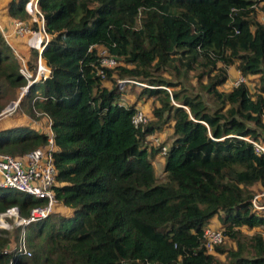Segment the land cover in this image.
<instances>
[{
	"label": "trees",
	"instance_id": "trees-1",
	"mask_svg": "<svg viewBox=\"0 0 264 264\" xmlns=\"http://www.w3.org/2000/svg\"><path fill=\"white\" fill-rule=\"evenodd\" d=\"M24 1L0 3V17L28 18ZM38 3L50 34L41 54L51 71L29 86L18 109L51 121L57 203L24 228L30 256L18 252L21 226L0 229V264H264V235L241 231L264 229L251 189L264 187V155L241 138L264 142V0ZM15 44L34 70L37 50L21 40ZM99 46L117 59L103 78L97 75ZM194 63L214 108L202 93L164 74L171 68L186 78ZM22 64L0 30V101L8 88L28 85ZM230 65L245 77L259 75V92L245 83L219 89ZM123 78L146 83L141 95L158 103L153 117L169 122L173 139L163 155L162 182L151 159L166 145L148 151L145 138L153 125L135 128L136 105L118 103L117 80ZM3 107L0 102V112ZM48 137L27 124H0V152L20 158ZM44 204L0 188V214L17 206L27 217ZM215 217L223 239L208 252L204 230ZM225 239L234 245L227 248Z\"/></svg>",
	"mask_w": 264,
	"mask_h": 264
},
{
	"label": "built area",
	"instance_id": "built-area-1",
	"mask_svg": "<svg viewBox=\"0 0 264 264\" xmlns=\"http://www.w3.org/2000/svg\"><path fill=\"white\" fill-rule=\"evenodd\" d=\"M23 7L28 14V18L4 14L2 18L0 17V30L6 42L13 48L16 55L21 58L23 64L20 67V71L28 81V85H30L39 80L46 79L50 74V67L41 54L50 39V34L45 30V19L38 0H25ZM260 21L264 25V8L260 15ZM21 38L25 39L24 43L28 47L37 50L34 57V70L27 67L21 52H19L15 44V40H20ZM91 48L92 46L89 47V49ZM97 54L100 62V66L97 68V75L103 78L105 76V68L114 67L117 64V59L109 54L105 46H99ZM117 82L120 89L127 84L138 83L128 78L118 79ZM241 83H245V76L242 74L238 76L234 82V86H238ZM139 84L144 85L143 83ZM24 89L26 87L22 88V94ZM14 103L16 104L17 101ZM16 106L12 108L9 106L8 110H13ZM262 117L264 120V111ZM148 120L149 118L141 109H137L131 119L135 128L144 127L148 123ZM241 138L251 143L256 155H264L263 141L255 140L250 136ZM54 149L53 133L51 131L46 145L26 153L23 157L17 158L0 152V188L16 190L45 200L44 205L33 207L27 217L20 215L17 206H12L0 214V229H10L14 225L22 227L18 240V252L22 255L30 256L31 254L25 245L24 228L33 222L46 218L53 211L57 203L53 189L56 175L52 155ZM166 152L167 146H163L161 154L165 155ZM8 220H12L14 224H9ZM204 237L206 238L205 247L208 252H212L214 246L222 242L221 232L213 229H205Z\"/></svg>",
	"mask_w": 264,
	"mask_h": 264
},
{
	"label": "rangeland",
	"instance_id": "rangeland-1",
	"mask_svg": "<svg viewBox=\"0 0 264 264\" xmlns=\"http://www.w3.org/2000/svg\"><path fill=\"white\" fill-rule=\"evenodd\" d=\"M5 1L6 0H1L0 3H4ZM20 40L22 42H24L25 39L21 38ZM21 50L23 51V53L26 52V50L24 48ZM28 55L30 56V53ZM33 61H34V57H33ZM120 62H122V61H120ZM194 65H195V67L190 69L187 72L186 78L177 77L175 75V71L171 70V68L168 69L169 71L167 70V72H164V74L166 77H168V78L170 77L174 81H177V79H180V83L182 84L183 87H185V89H187V91H193L194 93H200V94L202 93L201 95L204 98V100L206 101V103L211 108H214V103L212 102L211 96L209 94H207L206 92H203L200 89L201 88L200 85H202V83H206V78L201 79V81H198V79H197V75H198V72L200 71L201 66L198 63H194ZM219 66H222V65L219 64ZM263 67H264V64H263ZM182 69L184 70L185 67H182ZM224 69L226 70L227 81L221 87H219V89H222L224 91H228L229 89L234 87V82L236 81L238 76L241 74H240V70L238 68H236L235 65H230L228 67L224 66ZM153 72H158V71L154 70ZM160 72H162V71H160ZM214 72H216V71H213V74H214ZM169 74H171V76H169ZM259 77H260L259 75L245 77V84L248 85L250 92L253 94H256L259 92V88H260V78ZM137 82L138 83H136V84H127L125 87H121L122 90L119 91L120 96H119L118 103L124 104L127 106L134 104V105H136L137 109L139 108V109L143 110L144 113L149 118L148 123H146V125L152 124L153 125V127H152L153 132L150 133L149 135H147L145 138V143H146V146L148 147V151L151 150V147L156 148L162 144H165L168 147L170 145V143L172 142V139H173L172 138V130L170 129L169 122L162 123V121H159L153 117L152 110L158 106V103L154 98L149 97L146 94L141 95L142 88L144 86H147V84L144 82H140V81H137ZM139 83H143L144 85H140ZM106 86L112 87V84L108 82V83H106ZM169 91H171V89H169ZM6 92L7 93H6L5 98L0 101L4 105V107L2 108V110L0 112V124L1 125L7 124L10 121H14V123H16V124H31V123L33 124V122L30 119L24 118L23 116H20L19 109L16 110L15 108H13V110H10V109L8 110L9 104L11 102H16L19 100V98H21L22 89H20V91H19V90H14V89L8 88ZM17 94H19L18 98L16 97ZM24 94L25 93H23V95ZM172 103L176 104L175 101H173ZM38 123H40L41 126ZM50 126H51V122L49 125V123L47 121H43V119H40V122L34 123V127H36L37 130H42V131H49ZM151 160L153 162V165L155 168V175L158 178V181L159 182L164 181L165 180V173H164L163 168H164V164H165V156H163L159 152ZM251 189L254 191V194L256 195L252 200L253 211H257L259 213H264V187L257 184V185L252 186ZM1 191H3L4 193L5 192L6 193L19 192V191L12 190V189H5V190L1 189ZM8 222H9V224L13 223L12 220H8ZM15 226L16 225H14L13 228ZM13 228H10L8 230L12 231ZM205 229H213L216 231H220L221 235H222V239H223L224 229L222 228V224L218 218H216V217L213 218L207 224ZM241 231L245 234H248V235H251L253 233H258V232L262 233L264 235V229L262 227H256V228H253L250 230L241 229ZM222 244L226 245L227 248L232 247L234 245L232 242L227 241V239H225ZM218 258L223 260L224 256L219 255Z\"/></svg>",
	"mask_w": 264,
	"mask_h": 264
},
{
	"label": "crops",
	"instance_id": "crops-1",
	"mask_svg": "<svg viewBox=\"0 0 264 264\" xmlns=\"http://www.w3.org/2000/svg\"><path fill=\"white\" fill-rule=\"evenodd\" d=\"M18 108H19V105H17L16 106V110H18ZM15 110V111H16ZM20 116H23L24 118H28V119H30L32 122H33V124L31 123V124H27V125H29L30 127H32V128H35L36 129V127H34V123H37V122H40V120H33V119H31L30 117H28L27 115H23V113H22V115H20ZM43 121H47L48 123H49V125H50V120L49 119H47V120H45V119H43ZM40 126H41V124L40 123H38ZM37 130V129H36ZM37 131H39V132H43V133H50L51 132V130L49 129V131H42V130H37Z\"/></svg>",
	"mask_w": 264,
	"mask_h": 264
},
{
	"label": "water",
	"instance_id": "water-1",
	"mask_svg": "<svg viewBox=\"0 0 264 264\" xmlns=\"http://www.w3.org/2000/svg\"><path fill=\"white\" fill-rule=\"evenodd\" d=\"M30 85H31V84H30ZM30 85H27V87H26V89H25V91H24L25 94L27 93V91H28ZM22 96H23V94H22ZM22 96H21V97H22ZM19 100H20V98H19ZM19 100L17 101L16 104H15L14 102H11V103L9 104V106L12 108V107H14L15 105H18Z\"/></svg>",
	"mask_w": 264,
	"mask_h": 264
},
{
	"label": "bare ground",
	"instance_id": "bare-ground-1",
	"mask_svg": "<svg viewBox=\"0 0 264 264\" xmlns=\"http://www.w3.org/2000/svg\"><path fill=\"white\" fill-rule=\"evenodd\" d=\"M24 91H25V89H24ZM24 91H23V93H24ZM1 223V222H0Z\"/></svg>",
	"mask_w": 264,
	"mask_h": 264
},
{
	"label": "clouds",
	"instance_id": "clouds-1",
	"mask_svg": "<svg viewBox=\"0 0 264 264\" xmlns=\"http://www.w3.org/2000/svg\"><path fill=\"white\" fill-rule=\"evenodd\" d=\"M27 87V86H26ZM139 109V108H138Z\"/></svg>",
	"mask_w": 264,
	"mask_h": 264
}]
</instances>
